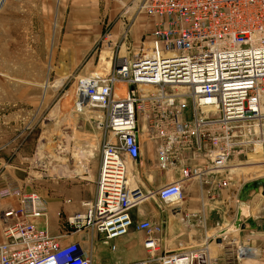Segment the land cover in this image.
Wrapping results in <instances>:
<instances>
[{
  "label": "built area",
  "instance_id": "2783aa9c",
  "mask_svg": "<svg viewBox=\"0 0 264 264\" xmlns=\"http://www.w3.org/2000/svg\"><path fill=\"white\" fill-rule=\"evenodd\" d=\"M136 9L151 23L144 47L117 56L107 73L75 80L76 108L101 111L105 134L94 197L67 225L96 231L104 243L128 233L131 209L151 195L129 182L127 164L140 158L145 142L140 135L153 145L158 167L178 169V178L153 193L165 204L179 202L191 179L214 196L212 185L237 181L229 170L234 160L264 150V0H137ZM146 84L156 91L143 92ZM11 192L21 205L3 213L14 220L3 222L0 264H91L78 241L62 243V235L34 224L41 217L47 224L40 195ZM135 227L145 233L148 258L130 264H209L206 245L160 254L161 224L143 219Z\"/></svg>",
  "mask_w": 264,
  "mask_h": 264
},
{
  "label": "rangeland",
  "instance_id": "374dc122",
  "mask_svg": "<svg viewBox=\"0 0 264 264\" xmlns=\"http://www.w3.org/2000/svg\"><path fill=\"white\" fill-rule=\"evenodd\" d=\"M112 2L0 0V158L32 184L42 175H60L71 165L95 167L99 162L105 134L99 122L104 115L90 106L76 108L75 80L77 76L109 72L117 56L143 48L151 31L148 18L136 9L137 0H129L120 14ZM109 9L118 15L109 18ZM117 22L122 25L117 26ZM136 24L140 26L138 34L134 33ZM146 137L145 134L144 145L152 154L153 145ZM247 160L248 157L241 159L242 163ZM132 166L136 186L147 195L150 192L139 185L137 165ZM258 167L250 171L245 167L241 176L237 175L239 169L233 172L237 181L230 190L235 195L228 208L231 217L240 222L235 227L249 234L255 224L260 232H254V236L264 242V193L261 186H254L264 179V164ZM172 169L176 167H159L160 173L168 172L163 176L167 182L172 180ZM247 184L253 186L241 199ZM15 188L30 193L19 186ZM15 188H3L0 197L18 196L11 192ZM4 191L10 192L1 195ZM152 198L148 194L134 208L150 202L156 209L163 204L169 213L172 205ZM243 205L249 208L248 217L243 216L245 210L239 212ZM218 230L215 227L208 233ZM191 243L196 241L191 239Z\"/></svg>",
  "mask_w": 264,
  "mask_h": 264
},
{
  "label": "crops",
  "instance_id": "0c3cea01",
  "mask_svg": "<svg viewBox=\"0 0 264 264\" xmlns=\"http://www.w3.org/2000/svg\"><path fill=\"white\" fill-rule=\"evenodd\" d=\"M127 2L129 0H113L112 5L119 10L117 13L120 14L122 11L120 9ZM109 10L107 16L111 18L116 13ZM147 20L149 21V19ZM121 25L122 22H119L117 26ZM139 28L140 26L136 24L134 33L138 34ZM124 91L123 86H119L117 89L119 94ZM145 145L141 149L140 158L127 164L129 182L131 185H135L132 165L136 164L139 185L146 193L150 192L151 197L158 199L153 193L167 182L168 178L163 176L168 172L160 173L158 156L153 151H151L152 154L148 153L149 147L147 144ZM98 164L99 162L95 167L81 165L80 168L78 164L75 167L71 165L72 168L62 169L60 175H42L38 182L35 181L32 184L26 180V177H21L19 172L10 169L11 165L6 164L3 158H0V190L5 187L15 188L17 186L26 192L37 190L36 192L46 203L47 224L42 218L35 219L34 224L39 228H48L52 235H62L60 238L62 243L78 241L91 256V264H130L135 260L148 258L143 246L145 233L135 227V223L143 219H151L161 224L162 230L159 234L161 247L158 252L160 254H163V251H174L180 247L206 245L209 252V264H264V242H260L258 237L254 236V232H260L258 226L255 227L254 224L252 231L248 234L241 227H235L238 225L236 219L229 214L228 207L235 195L230 190L234 189V184L223 188L212 185L210 188L214 196L210 197L205 192L206 185L201 186L195 179L186 181L182 185L183 198L177 203L169 204L170 206L175 204L168 209L169 213L167 209H164L163 204H158L157 209L150 202L137 209L133 207L131 209L133 226L126 235L111 239L108 243H104L103 235L96 231L88 228L74 230L69 227L67 218L75 212H83L85 207L82 202L92 200L94 197ZM167 169L169 168L167 167ZM171 171V181H173L179 177V172L178 169ZM19 206L18 196L0 197V242L3 241L4 219L14 220V217L5 218L3 212L18 209ZM211 221L212 223H210ZM215 227H219L220 230L209 234L208 232ZM184 234H186V238ZM212 238L213 241H211ZM191 239L195 240L196 244H190ZM112 245L114 248L111 247Z\"/></svg>",
  "mask_w": 264,
  "mask_h": 264
},
{
  "label": "bare ground",
  "instance_id": "6f19581e",
  "mask_svg": "<svg viewBox=\"0 0 264 264\" xmlns=\"http://www.w3.org/2000/svg\"><path fill=\"white\" fill-rule=\"evenodd\" d=\"M156 89L157 88L155 87V85H151V84H146L144 86H141V90L143 92L144 91H156ZM75 92H76V87L74 89V97L76 100L77 97L75 96ZM81 107H83V106H81ZM144 136H145L144 134L140 135L141 142H142ZM257 147L255 148L254 152L248 153V160L246 163H237L234 160L233 163L230 165L229 170L231 172H234V171L236 172L237 169H239L237 171V175L241 176L243 171L245 170V167H247L248 168L247 170L250 171V169L252 170V168H256L258 166L260 167L262 164H264V155H263L264 150H262V148H260V147H258V148ZM256 186H261V185H256ZM243 208L245 210V216L244 217H247V212H248L249 208L247 207V205H243Z\"/></svg>",
  "mask_w": 264,
  "mask_h": 264
},
{
  "label": "water",
  "instance_id": "95a60500",
  "mask_svg": "<svg viewBox=\"0 0 264 264\" xmlns=\"http://www.w3.org/2000/svg\"><path fill=\"white\" fill-rule=\"evenodd\" d=\"M255 185H261V187H262V193H264V179H262V180H260V181H256L255 183H254V186ZM249 186H253L252 184H247L243 189H242V192H241V194H240V198L242 199L243 197H246L245 196V194H246V191H247V189H248V187ZM240 210L241 211H239L240 213H242V211H244V208H240ZM243 216H245V211H244V213H243ZM236 224H239L240 222L238 221V220H236Z\"/></svg>",
  "mask_w": 264,
  "mask_h": 264
}]
</instances>
